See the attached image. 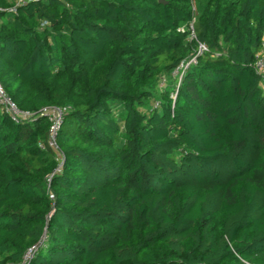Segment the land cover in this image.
I'll use <instances>...</instances> for the list:
<instances>
[{
	"label": "trees",
	"instance_id": "1",
	"mask_svg": "<svg viewBox=\"0 0 264 264\" xmlns=\"http://www.w3.org/2000/svg\"><path fill=\"white\" fill-rule=\"evenodd\" d=\"M17 1L0 264H264V0Z\"/></svg>",
	"mask_w": 264,
	"mask_h": 264
},
{
	"label": "built area",
	"instance_id": "2",
	"mask_svg": "<svg viewBox=\"0 0 264 264\" xmlns=\"http://www.w3.org/2000/svg\"><path fill=\"white\" fill-rule=\"evenodd\" d=\"M38 1H42V0H18L16 3V7L26 5L30 2H38ZM5 11L6 10H4L0 6V13L5 12ZM7 11L10 13L16 12L15 8L8 9ZM204 50H205V47L203 45H200V49L197 55L189 59L186 63L181 64L177 68V70L174 72V75L181 79L185 71L189 68V66L196 64L197 56H199ZM255 68L257 72L260 75H262V77L264 78V55L257 60ZM263 87H264V83H263ZM0 107L11 116L13 121H19L20 119H25V118L30 117V115L24 114L18 110L14 102H12L10 98L7 96L1 84H0ZM44 113L50 117V121L52 123L51 129H50V139L48 142V146L54 150H57L56 133L59 129V125L62 120V115H63L62 111L58 109H46L44 110ZM39 146L41 149H45L42 145H39ZM60 159L62 160L61 157ZM59 170H60V166L58 167V171ZM51 198H53L52 195H51Z\"/></svg>",
	"mask_w": 264,
	"mask_h": 264
},
{
	"label": "water",
	"instance_id": "3",
	"mask_svg": "<svg viewBox=\"0 0 264 264\" xmlns=\"http://www.w3.org/2000/svg\"><path fill=\"white\" fill-rule=\"evenodd\" d=\"M161 3H163V2L161 1Z\"/></svg>",
	"mask_w": 264,
	"mask_h": 264
}]
</instances>
